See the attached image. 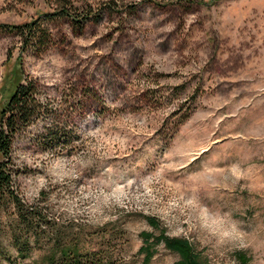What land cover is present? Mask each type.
I'll list each match as a JSON object with an SVG mask.
<instances>
[{
	"label": "rangeland",
	"instance_id": "1",
	"mask_svg": "<svg viewBox=\"0 0 264 264\" xmlns=\"http://www.w3.org/2000/svg\"><path fill=\"white\" fill-rule=\"evenodd\" d=\"M90 7L84 23L50 15ZM33 20L50 34L38 49L0 31V88L17 64L42 85L50 116L17 137L16 183L55 220L20 258L0 212V264H47L58 236L114 264H177L143 231L205 264H264V0H0V22ZM49 119L67 145H45Z\"/></svg>",
	"mask_w": 264,
	"mask_h": 264
},
{
	"label": "trees",
	"instance_id": "2",
	"mask_svg": "<svg viewBox=\"0 0 264 264\" xmlns=\"http://www.w3.org/2000/svg\"><path fill=\"white\" fill-rule=\"evenodd\" d=\"M137 3H131V7H136ZM52 16L73 17L76 22L84 23L98 16L93 14V8L78 15L71 14L69 10L58 8ZM0 31L14 32L21 37L20 48L26 52L30 49H38L44 41L50 38V34L41 30L37 20L24 24H8L0 22ZM20 60V59H19ZM20 64L15 65L14 69L7 73L4 78L0 91L3 95L0 111V212L13 214L8 221V228L4 230L0 225V236L6 231L11 232L13 243L17 249L18 257L25 258L30 254L32 243H40L45 237V231L54 222L49 217L48 212L38 203H28L22 197L19 187H17V175L19 173V163L15 159V147L17 137L37 123L41 117H49L47 111V101L43 98L42 85L37 77L24 75ZM52 120L48 123V132L44 138L45 145L59 146L67 145L70 142L67 136L59 134L58 125L60 119ZM8 211V212H7ZM146 220L153 227L157 226L156 219L147 217ZM122 232V229H118ZM7 232V233H8ZM142 238L145 240L154 239L157 243L164 242L168 249L177 252L180 260L177 264H205L199 256L192 251V247L187 239L166 237L162 234L153 235L143 231ZM50 252L47 257V264H114V255L111 253H99L83 251L77 244L66 241L58 236L53 239ZM0 250L3 251L0 243ZM145 250V259L150 261L154 256L152 247L141 246L139 251ZM246 258L242 257L241 263H245Z\"/></svg>",
	"mask_w": 264,
	"mask_h": 264
}]
</instances>
